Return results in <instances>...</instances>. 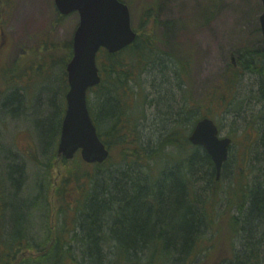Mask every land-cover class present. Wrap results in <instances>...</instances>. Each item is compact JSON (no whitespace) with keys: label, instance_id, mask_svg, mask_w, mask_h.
Listing matches in <instances>:
<instances>
[{"label":"trees","instance_id":"1","mask_svg":"<svg viewBox=\"0 0 264 264\" xmlns=\"http://www.w3.org/2000/svg\"><path fill=\"white\" fill-rule=\"evenodd\" d=\"M1 2L9 4V0ZM158 30L150 31L144 26L129 48L113 55L105 50L99 53L102 82L90 91L94 97L90 95L88 104L98 135L110 157L103 164L88 165L80 155L68 161L53 153L55 162H42V168L46 169V184L45 192L38 196L42 200L40 211L48 214L52 208L54 212L51 193L54 184L58 185L60 197L67 191L76 199L65 209L61 207L58 212L60 224L55 229L50 226L45 239L38 244L26 241V232H23V241H26L23 245L22 239L18 238L20 232L0 233V245L3 246L0 264H206V260L197 262L200 255L205 254L206 259L208 255L219 256L225 251L222 244L218 248V242L212 248V240L205 238L212 227L215 228L214 238L216 233L227 231V237L232 240L228 230L234 234L243 231L249 243L254 242L247 253L236 255L235 261L228 258L218 261L215 257V263L211 264H264L260 249L258 251L264 221L262 183L250 186L241 181L228 185V208L223 218L232 210L237 214L231 212L228 217L232 222L228 230L217 223L219 213L213 208L212 201L222 197L219 189L224 183L225 170L223 180L218 181L211 157L189 142L198 111L204 109V104L193 102L191 94L185 93L184 106L180 111L176 109L173 128L169 132L164 128L148 140L141 132V125L147 118L145 108L160 104L158 94L146 90L144 75L150 70L158 71L167 83L170 84L173 77L177 84L178 67L189 63L186 51L178 50V45L171 44L174 40L169 37L162 42ZM67 45L68 59L63 61L57 57L50 66L55 69L57 65L62 70L65 89V69L73 53L72 43ZM169 45L176 46L175 54L163 52ZM239 52L238 67L263 74L264 51L249 48ZM231 70H235L232 65L222 76L226 83L232 82L237 75ZM17 96L13 93L6 98L3 113L6 111L11 115L22 110V103L27 108L25 98ZM54 102L52 99L48 104L52 109L50 115L41 117L39 108V120L46 122L54 118L58 112ZM47 144L51 145V142ZM52 148L55 150V144ZM115 152L120 157L118 163H113ZM9 159H6L8 173L2 177L4 182L0 181V187L3 190L5 184L15 187L21 196L24 184L27 186L24 166L16 159L17 164L13 165L14 161ZM57 166L59 170L54 176ZM67 219L72 220L71 227Z\"/></svg>","mask_w":264,"mask_h":264},{"label":"rangeland","instance_id":"2","mask_svg":"<svg viewBox=\"0 0 264 264\" xmlns=\"http://www.w3.org/2000/svg\"><path fill=\"white\" fill-rule=\"evenodd\" d=\"M125 1L130 6L132 27L138 31L140 20L144 16L143 8L149 9L151 5L155 6L157 0ZM215 1V6L212 7L214 21H211V23H208L207 20L209 19H205L208 18L207 9L203 8L204 5H199V0H168L166 3H161V6H163L161 13H155L156 17L163 22L171 21L180 25L181 21H184L186 26L183 27V35L180 36L178 31L173 34L175 40L171 41V44H177L178 46L169 45L167 48H163V52L175 54L177 52L175 47L178 50L186 51V54H188L187 59H192L190 61V63L192 62L191 83L189 82L183 88H180L178 81L176 84L172 77L173 75H171L173 79H170V84L164 80L165 78L158 71L150 70L144 75L143 82L146 90L151 94H158L157 97L160 101L158 106L145 108L147 118L141 125V132L145 140L154 137L155 133L158 135V131H162L164 128H167L165 132H169L173 128L177 113L176 109L179 111L184 106L185 93L191 94L190 97L193 102H201V100L207 98L209 86L224 82L222 76L232 65L231 53L235 54V51L242 48L258 49L264 46L261 36H251L253 28L249 26L251 22L256 25L257 19L262 14L263 8L260 0ZM206 2L208 1L206 0ZM4 6H6L5 3L1 2L0 16ZM7 10L6 6L4 11L7 22L2 38L4 39L2 50L7 49L8 55L0 52V92L8 88V93L13 94L17 90L22 92L21 89H23L22 94L28 109H25L24 103H22L20 104V106H23L22 110L18 109L9 115V112L5 111L3 113L4 106H0V181L4 182L2 177H5L8 173L6 159H12V162L14 161L13 165L17 164L14 160L16 159L24 166L27 186L24 184L21 196L18 195V190L15 187L12 188L6 184L4 185L5 190L0 187V218L2 219H0V232L1 235H3V231L8 234L20 232L22 235H24L23 232H26L31 243L38 244L45 239L50 226L55 229V226L60 224L58 212L61 207L65 209L68 203L73 204L76 199L75 195H69L67 191L60 197L57 191L58 185L54 184L51 188L54 212L52 213L51 208L50 213L44 214L39 208L42 200L40 201L38 196L45 192L42 187L43 181L46 184V169L42 168L41 163H46L49 160L55 162L53 153L56 154L57 150L55 151L52 145L57 140L59 125L63 118V105L65 109V91H67L62 83L64 77H62L63 72L60 67L56 65L55 69H50V66L57 57L63 61L68 59L69 51L65 46L73 39L74 32L79 24V16L72 14L65 18L59 17L54 0H12L10 13ZM192 19H194L195 26L193 22H191V25H187L188 21ZM174 28L176 31L178 27ZM174 28L160 27L158 30L160 40L166 42ZM34 47L37 49L32 50ZM24 50L32 51L25 54ZM183 56L186 57L185 54ZM6 61H8L6 64L9 67L3 65ZM41 66L43 68L40 70ZM231 71L237 73L232 82H229L231 85H236L235 97L229 99L232 91L230 86H227L225 93L220 98L217 97L221 101L220 109H225L224 112L219 113V125L223 136H226L231 129L230 122L234 117L241 118L244 123L248 120L245 118V114L241 113L245 111L243 110L245 100H248L251 94L252 86L250 84L264 83V71L262 75L252 74L249 71L240 75L242 71ZM14 78L20 79L15 80L17 82L10 85V80H14ZM64 80H66V77ZM209 82L213 83L210 84ZM9 94L0 95V105L5 102V98L9 97ZM91 97H94L93 94H91ZM52 99L55 100L54 104L58 112L55 113L54 118L43 122L38 118V110L40 108L41 117L45 114L46 116L50 115L52 109L49 105ZM208 99L214 100V96L212 95ZM218 105L219 103H217ZM201 112L212 118L217 114L214 112L212 103H209ZM257 112V110L254 111V113ZM198 114L200 117L199 112ZM165 121H168L169 124H166ZM45 124L47 125L46 128L48 127L47 129L43 127ZM49 142H51V145H46ZM12 156H14V159ZM114 157L115 161L113 160V163H118L120 161L118 152L114 153ZM258 159L261 162L258 163L257 169H254L251 165H248L249 168H247L236 163L238 173L232 182L237 183L241 179L244 184L246 173L248 179L253 178V184L259 182L263 184L264 154H260ZM8 162L9 164L12 163ZM58 170L59 167L57 166L54 170V176H56ZM230 181V176L225 175L224 183L219 189L222 197H217L218 199L212 201L213 208L219 213L217 223L226 227L228 217L225 216L224 219L223 214L228 208L226 189ZM3 192H5V196H2ZM26 194L28 196H24ZM62 197L65 198V201L62 200ZM235 214L237 213L235 212ZM221 218H223V221H220ZM66 222L70 227L72 226L71 219H67ZM262 227L263 237L258 251L260 249V258L264 261V221ZM227 228L229 229V227ZM216 234L217 236L215 235L216 238H214L213 233H206L205 238L212 240V248L216 246V242H223L225 239V232ZM231 234L229 235L235 243L234 250L227 251L225 246V251L221 255H208L205 259V254H202L197 262L206 260V264H211L215 263L214 259L216 258H218V261L227 258L228 260L232 259L237 251L240 254L247 253L251 244H247L245 232L240 231L235 234L231 232ZM251 242L254 241L251 240ZM206 245H209V243H206ZM2 249L3 246L0 245V253ZM217 251L219 252L218 248ZM244 258L246 259L248 256Z\"/></svg>","mask_w":264,"mask_h":264},{"label":"water","instance_id":"3","mask_svg":"<svg viewBox=\"0 0 264 264\" xmlns=\"http://www.w3.org/2000/svg\"><path fill=\"white\" fill-rule=\"evenodd\" d=\"M264 6V0H261ZM60 14L77 12L80 23L73 38V58L67 65L69 92L58 154L67 160L81 152L88 164L103 163L110 155L98 136L91 118L88 91L101 82L97 55L101 49L110 54L131 46L136 34L131 27L130 11L120 0H55ZM264 35V13L260 18ZM190 141L203 147L216 165L218 177L228 157L229 139L218 138L213 121L203 119L195 127Z\"/></svg>","mask_w":264,"mask_h":264},{"label":"flooded vegetation","instance_id":"4","mask_svg":"<svg viewBox=\"0 0 264 264\" xmlns=\"http://www.w3.org/2000/svg\"><path fill=\"white\" fill-rule=\"evenodd\" d=\"M199 1H200L199 5H204L203 8L207 9L208 11L207 13L208 18H205V19H209L207 21L208 23H211V21H214L212 5L215 2V0H207L208 2H206V0H199ZM163 2L166 3L168 2V0H157V2H155L156 3L155 6L151 5V8L149 9L144 7L145 19H144V16L141 18L139 27H143V26L148 27L150 31L155 30V29L157 30L160 27H164V26L165 27H178L176 31H179L180 36H182L184 33L183 27L186 26L183 20L181 21L179 25L178 23L176 22L174 23L171 21L163 22L161 19L156 17L155 13H161L162 11L163 6H161V3ZM146 10H147L148 15L145 13ZM191 22H193V25L195 24L194 19H192L188 21L187 25H191ZM253 24L254 22L250 24L251 27H254L253 32H255V34H258L260 32L261 34V30L259 29L258 31V28H260V26L258 25L259 20L257 21L256 25H253ZM3 35H4L3 30H0V52L4 55H8L7 49L2 50L4 46V39H2ZM262 41L264 44V40ZM255 50L262 52L264 51V46L262 48H258ZM230 58H231V62H233L235 65L234 66L235 69L242 71L240 75H243V72H247V71L251 72L252 74L260 75L258 72L250 71L248 70V68H245L243 66L238 67L236 63L238 61V57L236 56L237 58L236 59L233 53H231ZM6 63L7 61L3 65H6ZM184 73H185L184 69L179 67L177 76L179 80L178 86L180 88H183L185 85H187L185 83ZM209 83L212 84L213 82H209ZM250 85L252 86L251 94L249 96V99L245 100V106H244L245 108L243 109L245 111L241 113V114H245V118H247L248 120L246 121V123H244V121L241 118L234 117L233 120L230 122L231 129L227 132L226 136H223L221 134V128L219 125V121H220L219 113L224 112L225 109H220L219 105L217 106V103L219 104L221 103V101L218 100L217 97L220 98L225 93L227 86H230L232 88V91H231L229 99L234 98L236 95V90H235L236 85L220 83L218 86L217 84H213L209 86L208 97L212 95L214 96V100H210V102L214 106V112L217 113L215 115V118H212V117L210 118L213 119L214 122L216 123L219 129L220 138L229 139L231 141L230 146H229V151H228V159L224 165L226 166L227 174L231 178L230 183H233L232 180L236 177V174L238 173L236 163L243 165L244 167L246 166L247 168H249L248 165H251L254 169H257L258 163L261 162L258 158L260 154H264V127H263L264 125V83H251ZM21 90L22 92H20V90L16 91V94L20 98L22 96L24 97V95L22 94L24 90L23 89ZM6 91H7V88L1 91L0 95L5 94ZM217 92H218V95H217ZM4 103L0 106H3ZM226 103H225V106H226ZM255 110H257L258 112L254 113ZM246 176L247 174L245 173V176H244L245 180L243 181L245 185L250 184V186H254V185L261 184L260 182L253 184V178L248 179ZM262 185L264 186V183Z\"/></svg>","mask_w":264,"mask_h":264},{"label":"bare ground","instance_id":"5","mask_svg":"<svg viewBox=\"0 0 264 264\" xmlns=\"http://www.w3.org/2000/svg\"><path fill=\"white\" fill-rule=\"evenodd\" d=\"M218 86V85H217ZM203 104H204V108L207 106V105H209V103H207V102H202ZM185 107H186V104H185ZM185 109V108H184ZM199 110V109H198ZM197 110V111H198ZM180 111V110H179ZM185 112H186V110H184L181 114L183 115V114H185ZM199 113L201 112V109L198 111ZM204 115V114H203ZM203 115H200V117L201 116H203ZM198 118H200L199 116H197ZM219 130V129H218ZM42 187H43V189H45V181H43V184H42ZM3 218H4V215H3ZM1 219V218H0ZM2 220V219H1ZM225 222V221H224ZM227 222H228V224H227ZM232 222L230 221V220H226V224H227V227H229V225L231 224ZM223 225V224H222ZM224 226V225H223ZM231 226V225H230ZM225 227V229L226 230H228V228L226 227V226H224ZM213 230H215V228L214 227H212L211 229H209V231L207 232V234L209 233V234H212L213 233ZM229 231V230H228ZM4 233H6L7 234V232L6 231H3ZM23 236L24 235H22L21 234V237H18V236H15V237H18L19 239H22V243H21V245H23L26 241H30V238L28 237L27 238V240L25 241H23ZM217 236V235H216ZM246 242H247V244L249 243V241H248V238H247V240H246ZM30 243H31V241H30ZM27 244V243H26ZM221 244L223 245V247H225L226 246V250L227 251H231V250H234L235 248H234V245H235V243H234V241L233 240H231L229 237H227V231H226V233H225V239H224V241L223 242H219V244H218V248L221 246ZM229 244V245H228ZM249 244H251V246H252V244L253 243H249ZM248 244V245H249ZM17 246L19 245V243L18 244H16ZM233 247V249H231ZM238 254H240L238 251L236 252V254H235V256L232 258V259H229V261H235V257H236V255H238ZM237 259V258H236Z\"/></svg>","mask_w":264,"mask_h":264}]
</instances>
